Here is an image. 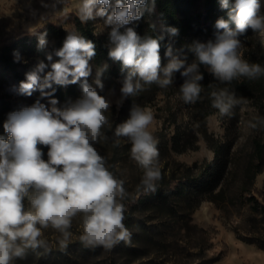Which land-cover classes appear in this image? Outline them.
<instances>
[{"label": "rangeland", "instance_id": "obj_1", "mask_svg": "<svg viewBox=\"0 0 264 264\" xmlns=\"http://www.w3.org/2000/svg\"><path fill=\"white\" fill-rule=\"evenodd\" d=\"M202 3L203 0H198L199 8ZM82 4L83 0H0V47L13 36L35 33L48 23L60 25L73 36L80 37L76 20L81 19ZM258 4L257 15L264 18V0H258ZM99 7L97 5L94 9L93 18L81 20L93 26L98 35L104 36L112 49L115 44L111 32L116 25H109L106 16L96 15ZM115 7V1L110 0L107 13L111 14ZM150 20L163 30L155 16ZM136 24L133 20L120 26L119 33L125 34ZM252 31L264 47V35L259 30ZM236 39L240 42L239 48H242L245 38L237 35ZM48 55L52 56L51 61L47 59ZM18 60L20 64L17 68L26 79L27 71L37 70L40 63L46 65L42 72L45 75L55 61L54 45L45 44L39 55L26 52ZM112 64L113 61L98 63L93 57L89 60L92 88L109 104L104 112L107 123L92 145L104 158L105 168L109 170L113 147L118 144L121 159L117 166L130 195L137 193L138 180L143 179L145 169L132 159L130 139L117 136L116 129L130 118L133 109L140 108L153 114L148 130L157 142L160 171L177 177L186 174L199 176L201 166L212 160L215 152L190 115L189 103L185 102L181 91L183 85L178 83L173 73L171 83L164 87L158 82L145 83L138 77L133 79V84L138 82L140 88L132 94L134 101L141 103L128 104L129 94L122 92L125 81L112 72ZM160 79H164L163 70L160 71ZM140 94H153L152 100L147 97L140 99ZM0 95L9 100H22L14 86V72L2 64ZM83 98L82 91L69 101L44 96L30 98L26 102L32 107L39 101L51 111L53 107L60 110L70 108ZM239 114V120L234 123L227 112L221 113L219 109L206 118L207 132L230 144L227 168L221 183L214 190L216 192L221 186L225 188L219 202L208 199V193L202 200L199 199L201 195L192 193L183 198L172 196L164 205L150 203L142 206L133 214L126 228L128 238L118 241L111 248L87 245L80 240L83 215L78 214L68 229L71 235L63 245L60 243L63 239L60 232L51 227L42 229L40 239L46 241V246L25 248L22 256L14 257L10 264H264V212L253 209L250 201L241 198L242 189H247L249 193L256 190L257 197L264 202V149L260 153L255 148L256 140L264 145V107L259 108L248 101L242 105ZM6 121L7 118L0 116V129L4 128ZM177 130L182 135L178 146H187L183 151L173 148V136ZM42 153V159L47 161V146ZM256 168L261 171L251 179L248 173ZM29 195H35V191L30 189ZM23 204L25 211L32 210L29 197L24 198ZM123 223L125 225V219Z\"/></svg>", "mask_w": 264, "mask_h": 264}, {"label": "clouds", "instance_id": "obj_2", "mask_svg": "<svg viewBox=\"0 0 264 264\" xmlns=\"http://www.w3.org/2000/svg\"><path fill=\"white\" fill-rule=\"evenodd\" d=\"M227 3L228 0H223L224 7ZM109 4L110 0H83L81 19L93 18L94 9L100 5L96 15L106 16L109 25H116L111 32L115 47L109 56L130 70L122 92L132 94L140 88L138 82L133 84V77L137 76L145 83L158 82L161 87L170 84L172 73L181 68L182 62H170L163 69L164 79H160L159 42L156 39L141 42L131 28L125 34L119 33L120 26L141 18V7L146 0H116L111 14L107 13ZM258 9V0H236L229 13L235 30L227 21H218L217 27L224 29V34L215 43L196 46L199 62L211 66L221 80L231 81L237 75L254 77L264 71L259 65L249 66L237 53L238 33L250 27L264 35V18L258 17ZM45 44L41 38V47ZM55 55L60 59L51 63V70L43 76V84H39L38 73L46 65L40 63L36 72L28 74L27 81L21 83L22 94L31 96L37 86L41 90L51 88L53 82L65 85L87 78L91 71L89 60L95 55L94 44L70 35ZM47 59L51 61L52 56L48 55ZM196 67L193 64L182 75L194 72ZM200 79L202 76L196 75L182 86L185 102H194L198 97ZM83 92L84 98L70 108L53 107L49 111L37 101L32 107L11 113L3 125L8 139L0 138V264H10L14 257L22 256L25 248L46 246V241L40 239L42 229L51 227L60 232L63 245L71 235L68 229L78 214L83 215L80 240L87 245L111 248L129 236L123 223L125 208L118 199L124 196L123 181L105 168L104 158L92 146L107 123L104 112L109 104L86 83ZM42 95L47 93L42 91ZM213 95L214 107L226 113L229 104L225 102V94ZM152 121L151 111L135 108L130 118L117 127L116 135L130 139L131 157L145 169L142 183L146 190L154 191L161 172L157 142L148 130ZM38 145L48 147L47 161L42 159ZM30 189L35 195H29ZM25 197L30 199V211L24 210Z\"/></svg>", "mask_w": 264, "mask_h": 264}, {"label": "trees", "instance_id": "obj_3", "mask_svg": "<svg viewBox=\"0 0 264 264\" xmlns=\"http://www.w3.org/2000/svg\"><path fill=\"white\" fill-rule=\"evenodd\" d=\"M116 3V0H114ZM236 0H228L227 7L223 6V0H203L201 7L198 6V0H146V4L141 7V18L134 20L137 24L131 28L140 38L141 42L148 39H156L159 42V55L161 70L173 60L181 61L182 66L179 70L174 71V78L178 83L184 85L186 81H190L196 75H201L202 79L197 81L200 86V93L194 102L189 103V112L191 117L198 123L200 131L213 147L215 157L201 166V174L193 177L189 174L175 176L167 175L161 170V178L155 183V190H146L142 183V178L138 180V191L131 196L126 182L118 168L119 145L113 147V154L110 158L109 172L120 181H123L124 196L121 201L125 207V227L131 223L133 214L142 206L150 203L164 205L172 196L187 197L189 194L196 193L200 196V200L204 199L206 193L207 198L219 202V197L225 194V188L221 186L219 190L214 192L215 188L221 183V179L228 164V152L230 144L214 138L212 134L207 132L206 118L218 108L214 107L216 97L213 93L219 95L224 93L229 104L227 113L230 115L232 123L239 120V110L243 104L251 101L259 108L264 107V71L260 74L249 77L246 75H237L231 81H224L217 77L211 66L201 64L196 56L195 48L199 44L207 45L209 42L215 43L217 38L224 34L225 30L217 27L218 21H227L229 27L235 30V23L230 20L229 13L235 7ZM155 16L161 23L163 30L150 20ZM76 29L80 33V37L91 41L94 44L95 55L93 58L96 62L113 61L112 72L116 76H121L124 81L128 77L129 69L124 67L121 61L112 59L109 56L111 47L105 40L104 36L98 35L93 26L81 19L76 20ZM175 30L173 33L172 30ZM252 28H247L243 33L237 35L245 38L242 48L237 49L239 58L249 66L259 65L264 70V47L260 41L253 35ZM73 36L68 30L54 23H48L40 30L32 34L21 36L17 34L10 41L5 42L0 47V64L5 65L14 72V86L21 95L22 100H9L5 96L0 95V116L8 119L9 115L18 112L24 108L30 107L26 102L28 99L41 98L48 96L55 100H72L76 98L82 91L85 83L92 88V80L90 76L81 78L76 83H68L60 85L52 83L51 88H41L37 86L31 96L20 92V85L26 82V76L22 75L18 70L20 64L18 57L26 52L39 55L42 51L40 39L43 38L46 44L54 45V52L61 49L64 42L69 36ZM60 58L55 55V61ZM195 64L196 70L187 76L182 75L187 68ZM36 72L35 69L27 71V75ZM41 80L39 84H43V73H38ZM137 77H133L136 79ZM71 80V77H69ZM93 89V88H92ZM47 93V95H42ZM135 92V91H134ZM153 94H140L139 97H147L152 100ZM126 103L138 104L134 101L133 94H129ZM182 137L179 130L173 136V148L177 151L186 149L178 146L179 139ZM0 138L8 139V133L4 128L0 129ZM41 151H44V145H38ZM255 148L258 152H262L264 145L256 140ZM250 170V169H249ZM260 169L256 168L248 175L254 179ZM206 176V177H205ZM247 189L241 190V198L250 201L252 208L264 212V202L259 200L256 190L250 192ZM264 247V246H262ZM42 251V248H40Z\"/></svg>", "mask_w": 264, "mask_h": 264}]
</instances>
